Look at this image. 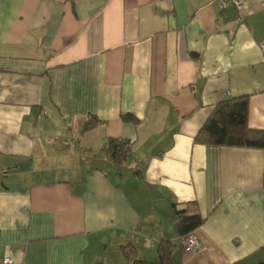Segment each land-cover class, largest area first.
I'll return each instance as SVG.
<instances>
[{
    "label": "crops",
    "instance_id": "obj_1",
    "mask_svg": "<svg viewBox=\"0 0 264 264\" xmlns=\"http://www.w3.org/2000/svg\"><path fill=\"white\" fill-rule=\"evenodd\" d=\"M242 4L0 0V259L155 263L163 239L173 264L264 263V151L194 143L227 98L264 130V0ZM109 139L131 156L109 162ZM191 202L185 254L172 210Z\"/></svg>",
    "mask_w": 264,
    "mask_h": 264
},
{
    "label": "trees",
    "instance_id": "obj_2",
    "mask_svg": "<svg viewBox=\"0 0 264 264\" xmlns=\"http://www.w3.org/2000/svg\"><path fill=\"white\" fill-rule=\"evenodd\" d=\"M197 59V56H194ZM248 96L227 98L216 103L210 115L194 137V143L202 146L258 149L264 151V130L252 129L248 125ZM123 121L136 122L130 114L120 115ZM89 122L87 127L91 128ZM107 159L112 163H122L132 154V145L127 140L109 139L106 147ZM264 185V172H263ZM172 220L180 238L192 234L200 228L205 218L202 217L195 202L187 203L182 208L173 206ZM174 244L168 240H159L158 257L155 263L137 258L131 245L122 248L125 257L132 264H173ZM264 264V263H260Z\"/></svg>",
    "mask_w": 264,
    "mask_h": 264
},
{
    "label": "built area",
    "instance_id": "obj_3",
    "mask_svg": "<svg viewBox=\"0 0 264 264\" xmlns=\"http://www.w3.org/2000/svg\"><path fill=\"white\" fill-rule=\"evenodd\" d=\"M210 4L214 5L217 9H233L239 17H241L242 11V0H209ZM260 49L264 52V41L260 44ZM2 170H0V178L2 177ZM183 245V252L185 254H190L198 251L199 241L192 235L188 234L181 238ZM0 264H14L13 260L10 258L0 259Z\"/></svg>",
    "mask_w": 264,
    "mask_h": 264
}]
</instances>
